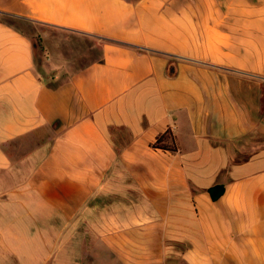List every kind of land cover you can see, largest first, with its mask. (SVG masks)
<instances>
[{"label":"crops","instance_id":"1","mask_svg":"<svg viewBox=\"0 0 264 264\" xmlns=\"http://www.w3.org/2000/svg\"><path fill=\"white\" fill-rule=\"evenodd\" d=\"M5 13L93 36L101 56L39 67L0 17V264H264V0ZM167 129L175 148L154 146Z\"/></svg>","mask_w":264,"mask_h":264},{"label":"rangeland","instance_id":"2","mask_svg":"<svg viewBox=\"0 0 264 264\" xmlns=\"http://www.w3.org/2000/svg\"><path fill=\"white\" fill-rule=\"evenodd\" d=\"M10 5L17 9L19 2H11ZM11 6L8 4V7L11 8ZM0 17L3 21L29 35L37 36L40 43L37 51L41 62L40 66L49 65L52 68H62L61 66H63V70L67 68L72 72L83 68L101 56V41L88 34L44 25L34 27L22 20L21 17L9 13L2 14ZM44 28L46 30H43ZM262 102L264 103V98H262ZM106 261L108 264H113L114 259Z\"/></svg>","mask_w":264,"mask_h":264},{"label":"trees","instance_id":"3","mask_svg":"<svg viewBox=\"0 0 264 264\" xmlns=\"http://www.w3.org/2000/svg\"><path fill=\"white\" fill-rule=\"evenodd\" d=\"M22 20H24L25 22H27L28 24H30L31 26H34V27L39 26V25L40 26L41 25H44V26L54 27L52 25L44 24V23L38 22V21H33V20L28 19V18H25V17H22ZM43 30H46V28H44ZM26 34H28V33H26ZM29 36H30V38L32 40V43H33V46H34V50L36 52V63L40 67L41 62L39 61V58H38V55H37V51L39 49V44L40 43H39V41L37 39V36H34V35H29ZM170 136H171V129H167L164 133H161L160 135L157 136V138H156L155 142L153 143V145L154 146H161V147H165V148H173L174 149L175 148L174 145L166 144L165 143V139L168 138V137H170ZM223 190H224V186L221 183H217V184L209 187V191L211 192V194H212V196L214 198H217L222 193Z\"/></svg>","mask_w":264,"mask_h":264}]
</instances>
